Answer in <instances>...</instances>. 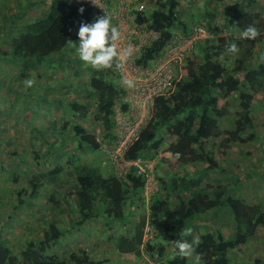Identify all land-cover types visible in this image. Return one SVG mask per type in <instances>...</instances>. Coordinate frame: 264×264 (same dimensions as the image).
<instances>
[{"label": "trees", "instance_id": "16d2710c", "mask_svg": "<svg viewBox=\"0 0 264 264\" xmlns=\"http://www.w3.org/2000/svg\"><path fill=\"white\" fill-rule=\"evenodd\" d=\"M159 1L148 16L144 12L135 16L139 26L145 25L147 31L157 35L152 36L136 60V65L141 68L151 65L176 37L183 33L187 37L193 35L181 21L179 0ZM219 3L220 0L216 5ZM24 11L12 14V25ZM220 14L223 33L212 25L217 13L211 11L205 16L207 31H204L208 39L194 46V58L199 60H190L188 56L173 91L153 100L151 119L128 146L123 154L124 160H153L165 145L164 151L179 155L180 163L204 165L198 168L199 173L219 170L217 159L205 149V145L218 136L219 121L227 115V100L232 97L238 111L234 130L227 133L226 142L244 145L257 139L253 132L251 107L254 94L264 88V64L261 61L250 66L249 60L264 38V5L257 0H234L225 5ZM107 21L97 6L77 0H51L39 19L23 23L14 30L2 28L0 44L7 52L0 55L10 58L21 69L32 68L30 71L37 73L40 65L52 59L50 56L65 51L70 43L87 39L103 42L104 49L97 63L112 59L113 64L105 70H97L98 65L95 69H86L91 72L88 79L90 94L95 93L97 101L94 120L99 123L102 141L113 144L116 139L113 134L116 108L128 114L129 104L122 101L124 91L118 76H115L116 56L109 49L114 36L107 27ZM179 27L183 28L182 34L176 30ZM68 61L73 63L72 58ZM21 71V77L27 78L26 71ZM31 77L36 79L38 75ZM66 89L69 93L76 92L72 86L67 85ZM69 105L73 118H86V105ZM248 129L251 132L244 138ZM72 135L78 151L97 152L101 149L97 138L78 124L72 125ZM72 165L76 187L72 192L75 198L72 209L76 219L68 227L70 230L83 227L99 217L104 218L109 230L115 224L121 225L125 232L116 238V250L122 256H140L143 230L148 222L155 231V238L145 244V250L155 261L166 264H232L229 253L245 246L257 230L264 227L262 205L247 204L240 195H235L234 185L225 189L218 186L216 192L210 193L211 186L201 187V178L185 175L174 176L163 184L166 195H153L130 230L127 223L136 208V200L145 205L139 195L143 192L146 174L131 166L122 176L111 174L104 177L96 167ZM52 174H56V170L49 172ZM46 176L43 173L35 175L29 180L28 188L15 190L18 205L29 203L21 199L28 191L29 198L39 195ZM227 188L231 191L227 192ZM221 209H227L231 215L235 231L233 240H226L212 223ZM210 212L212 218L206 217L205 214ZM204 223L212 224L211 229L203 231L200 227L205 228L207 224L204 226ZM196 227L200 235L190 242V232ZM70 230H60L51 223L40 239L29 240L18 254L0 237V264H104L107 261H93L83 250L74 251L66 259L50 255L51 248ZM167 247L171 248L169 254L166 253ZM253 264L261 262L257 259Z\"/></svg>", "mask_w": 264, "mask_h": 264}, {"label": "rangeland", "instance_id": "374dc122", "mask_svg": "<svg viewBox=\"0 0 264 264\" xmlns=\"http://www.w3.org/2000/svg\"><path fill=\"white\" fill-rule=\"evenodd\" d=\"M50 1L0 0V36L3 27L14 30L23 23L39 19L47 11ZM217 1L179 0L181 21L185 22L194 34L200 31L199 35L202 36L198 42L205 43L208 39L205 32V16L211 11L217 13L212 25L223 33L220 11L234 0H220L216 5ZM257 1L264 5V0ZM133 2L143 4L144 13L148 16L151 8L160 1ZM21 10H25L23 16L17 18L12 25V14ZM182 29L179 27L176 30L182 34ZM149 33L151 38L157 36ZM147 40H150V36ZM262 40L263 44L261 45V42L255 48L249 60L250 66H255L261 61L264 64V48L260 50L264 47V38ZM102 49L103 42L96 40L70 43L62 53L50 56L52 59L46 60L49 63L40 65L37 73L30 71L32 68L21 69L10 58L0 55V237L16 254L29 240L40 239L51 223H55L60 230H70L69 224L76 219L72 209V206H75L72 192L76 189L72 164L96 167L104 177L119 175L125 168L121 161L119 145L104 143L99 123L94 120L97 101L95 93L90 94L88 79L91 72H87L86 68L95 69L98 65L97 70H105L113 64L112 59L97 63ZM6 52L5 46L0 44V54ZM194 53L195 50L188 55L189 59L199 60L194 58ZM54 56L56 60L63 57L56 62ZM71 58L73 63L66 62ZM21 70L26 71L27 78L21 77ZM36 74L38 78L33 79L31 76ZM67 85L74 87L76 92L69 93ZM126 99L124 97L122 101ZM72 103L87 106L85 119L73 118L69 113V104ZM227 107V115L219 121L218 136L210 139L205 145V149L211 151L217 159L219 170L199 173L198 168L204 165H184L177 157H166L165 145L153 160L140 164L146 174V182L139 196H142L145 205L136 200V208L127 223L130 230L138 221L140 213L146 210L153 195H166L167 190L163 184L168 183L174 176L189 175L194 179L201 178V187L211 186L213 190L209 189L210 193L218 186L225 189L234 185L235 195H240L249 205H262L264 210V88L254 94L251 107L253 132L257 139L244 145L226 142L227 133L234 130L237 118L238 109L233 97L227 100ZM118 109L117 107V112ZM66 122L69 125L64 126ZM75 124L82 126L87 133L97 138L101 143L99 151L81 152L76 149L72 135V125ZM250 132L248 129L244 138ZM53 170H56V174L49 175ZM42 173L47 176L44 185L39 189V195L29 198L28 191L21 199L29 203L18 205L15 190L28 188L29 180ZM230 191L228 189L227 192ZM218 213L220 214L212 219L214 227L223 233L226 240H233L235 231L229 211L221 209ZM211 214L210 212L205 215L212 218ZM205 224L207 223H204V226ZM211 226L212 224H207L205 228H200L206 232ZM203 231L202 233H205ZM124 232L123 227L118 224L109 230L104 218L99 217L87 222L83 227L73 228L65 233L64 238L55 243L49 254L66 259L74 251L83 250L93 261L107 260L104 264H132L133 256L119 255L116 250V238ZM199 235V228L191 230L190 242L195 241ZM170 252L171 248L167 247L166 253ZM229 258L232 264H253L257 259L264 264V227L259 228L245 246L232 250Z\"/></svg>", "mask_w": 264, "mask_h": 264}, {"label": "built area", "instance_id": "2783aa9c", "mask_svg": "<svg viewBox=\"0 0 264 264\" xmlns=\"http://www.w3.org/2000/svg\"><path fill=\"white\" fill-rule=\"evenodd\" d=\"M90 6H97L107 17V27L112 32L114 40L109 47L115 53L114 71L118 76L124 91L125 103L129 104L128 114L117 112L114 118L115 144L125 168L119 173L122 176L129 167L136 166L140 172L144 170L140 164L145 161L129 162L123 154L128 146L136 140L143 127L151 119L153 100L156 97L170 94L174 89L175 80H179L185 59L194 51V46L202 35L176 37L151 65L141 68L136 60L143 48L150 43L151 35L138 25L136 15L144 11L143 5H137L133 0H77ZM150 40H147L149 36ZM123 97V99H124ZM166 157H179L166 152ZM152 226L146 222L143 230L140 256L134 258L132 264H166L155 261L145 250V244L153 241L155 233Z\"/></svg>", "mask_w": 264, "mask_h": 264}, {"label": "clouds", "instance_id": "9594fccd", "mask_svg": "<svg viewBox=\"0 0 264 264\" xmlns=\"http://www.w3.org/2000/svg\"><path fill=\"white\" fill-rule=\"evenodd\" d=\"M135 4L140 5V3H135ZM141 5H143V4H141ZM143 6H144V5H143ZM144 9H145V8H144ZM143 12H144V11H143ZM143 12H142V13H143ZM142 13H141V14H142ZM109 49H110V48H109ZM115 76L117 77L116 74H115ZM118 81H119V80H118ZM120 86H121V83H120ZM133 258H134V257H133Z\"/></svg>", "mask_w": 264, "mask_h": 264}]
</instances>
